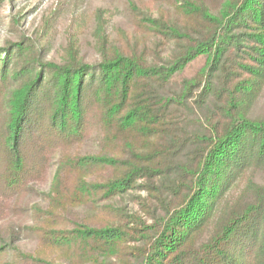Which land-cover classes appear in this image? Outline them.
I'll return each mask as SVG.
<instances>
[{"label": "trees", "instance_id": "obj_1", "mask_svg": "<svg viewBox=\"0 0 264 264\" xmlns=\"http://www.w3.org/2000/svg\"><path fill=\"white\" fill-rule=\"evenodd\" d=\"M121 1L127 28L93 15V59L79 16L56 45L61 4L0 46V211L54 168L46 209L21 211L34 225H0V264H264V0ZM139 191L149 223L117 204ZM23 229L40 253L20 254Z\"/></svg>", "mask_w": 264, "mask_h": 264}, {"label": "rangeland", "instance_id": "obj_2", "mask_svg": "<svg viewBox=\"0 0 264 264\" xmlns=\"http://www.w3.org/2000/svg\"><path fill=\"white\" fill-rule=\"evenodd\" d=\"M62 5L63 16L60 19V23L57 26L58 35L56 37V45H60L63 41V32L68 27L71 17L79 16L84 25H89L86 29L81 44L84 50L85 56L88 59H93L90 45V30L93 21V15L97 10H106L111 13L113 19L110 22L109 30L118 27H128V19L126 17L124 6L121 0H13L10 6H6L0 13V46L5 40L14 36V26L17 27L22 34L31 35L35 32L41 17L53 9L56 5ZM171 46L167 47L163 52L162 57L166 58L171 52ZM206 58L198 57L195 61L190 63L182 73L175 75L171 81V88L177 89L183 80H189L193 78L196 73L205 65ZM259 110L264 108V98L258 105ZM73 153L80 155L95 154L97 153V138L93 136L85 144L77 147L73 150ZM54 172V168L51 167L48 171L47 180L38 187V193L34 194L31 198H28L25 203L19 205L16 204L14 209L1 210L0 211V225L8 226L10 223H15L22 228L32 227L34 224L29 216L22 211L23 207L28 209L31 205L40 206L42 209H46L48 200L46 193L49 188V184ZM140 200L147 199V194L144 191L136 193H130L123 198H117L118 206H123L129 213H137L144 220H148L139 208L138 202ZM85 209L74 210L71 212V219L74 216L82 215ZM149 223V220H148ZM69 226V225H68ZM23 238L18 244L17 248L21 255H36L40 253L41 248L36 235L29 230H22ZM10 260L16 261L18 264H25L26 260L18 255L12 256Z\"/></svg>", "mask_w": 264, "mask_h": 264}]
</instances>
